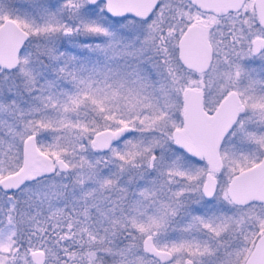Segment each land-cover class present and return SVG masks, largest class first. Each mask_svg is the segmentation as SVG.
<instances>
[{
  "label": "snow or ice",
  "instance_id": "1",
  "mask_svg": "<svg viewBox=\"0 0 264 264\" xmlns=\"http://www.w3.org/2000/svg\"><path fill=\"white\" fill-rule=\"evenodd\" d=\"M0 264H264V0H0Z\"/></svg>",
  "mask_w": 264,
  "mask_h": 264
}]
</instances>
